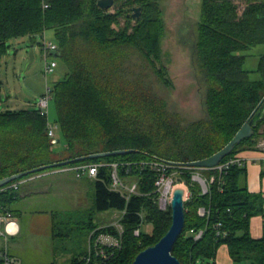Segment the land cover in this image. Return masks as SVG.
<instances>
[{
    "label": "trees",
    "instance_id": "obj_1",
    "mask_svg": "<svg viewBox=\"0 0 264 264\" xmlns=\"http://www.w3.org/2000/svg\"><path fill=\"white\" fill-rule=\"evenodd\" d=\"M98 1L0 0V55L8 52L13 38L29 36L35 42L36 36L44 39L45 32H52L58 48L49 56L57 57L67 71L52 89L66 142L63 151L69 154L64 159L52 158L58 141L48 136V117L40 110L0 111V180L90 155L129 152L47 168L13 181L0 188V215L7 211L16 214L12 205L20 200V186L4 191L11 185L29 182L28 178L47 170L102 165L92 181L95 199L89 221L78 213L55 211L52 239L59 247L75 238L72 246H76L78 237L87 242L91 236L96 241L109 234L121 239V247H97L93 241L89 262L85 251L74 255L70 264H133L141 251L166 235L172 222L171 208L162 211L156 203L157 173L143 168L142 163L164 160L188 166L211 157L264 105V53L255 71L245 68L246 52L264 48V0H203L192 54L204 78L209 121L194 125L193 143L187 150L169 142L172 131L165 128V120L150 98L143 100L138 79L126 84L122 75H117L123 58L138 55L168 83L165 68L159 67L165 30L160 0H117L121 6L114 13L100 9ZM133 7L143 10L137 23L129 15ZM39 46L43 51V43ZM253 72L260 77L252 79ZM263 141L264 117L254 135L236 145L221 164L258 149ZM115 163L125 184L137 183V193L129 195L111 188ZM194 170L208 181L213 176L215 180L203 194L200 184L192 181V169L179 176L190 197L185 205V229L173 254L182 264H216L219 249L225 245L233 264H264V238L255 239L250 232L252 218L264 215V195L249 190L245 165H231L222 174L213 169ZM202 208L209 212L205 217L199 214ZM108 211L121 215L122 234L112 224L94 221L93 215ZM62 216L64 220L58 221ZM145 223L152 226L150 233L142 232ZM137 229L139 236L135 235ZM199 231L204 235L197 240ZM0 264H4L2 257Z\"/></svg>",
    "mask_w": 264,
    "mask_h": 264
},
{
    "label": "rangeland",
    "instance_id": "obj_2",
    "mask_svg": "<svg viewBox=\"0 0 264 264\" xmlns=\"http://www.w3.org/2000/svg\"><path fill=\"white\" fill-rule=\"evenodd\" d=\"M159 2L165 29L159 67L165 68L168 83L155 74L148 60L138 55L123 58L117 75H122V81L126 84H132L135 78L138 79L137 86L144 96L143 100L150 98L151 104L158 109L159 116L165 120V128L172 131L169 142L187 150L193 143L194 125L209 121L204 78L192 54L197 23L195 13L198 12L186 8L182 0ZM45 36L55 43L51 31L45 32ZM42 38L36 36L35 42L29 36L13 38L9 42L8 52L0 55V111L39 110V101L46 94L47 88L66 75V68L55 56H49V60H55L57 67L53 73L45 74V58L39 46V43H43ZM30 50L34 53L32 63ZM260 52V46L246 52L247 70L255 71L258 68ZM259 77L256 72L251 73L252 79ZM48 121L54 128L57 126L54 139L58 142L53 145L56 154L52 158L64 159L69 154L63 151L66 142L59 125L54 99L49 104ZM46 172L49 170L28 178L29 182H20V200H15L12 205V209L16 211L15 220L21 229L18 236L10 238L11 243L16 244V248L21 252L16 255L17 264H70L74 255L85 251L89 253V258L86 257L88 263L92 242L98 243L99 238L103 237H98L95 241L91 236L85 242L82 236L76 240V246H72L75 241L73 238L56 247L52 239V213H78L82 220L88 222L94 206V184L90 180L86 181L87 188L81 194L80 189L72 183L54 184V179H45ZM45 182L51 184V192L45 193ZM31 192L37 194L29 195ZM189 196L188 192L186 201ZM92 217L96 223L105 225L117 224L121 219V215L116 211L102 212ZM62 220L64 216L58 218V221ZM151 229L152 226L145 223L141 230L145 234L150 233ZM219 257L223 258L222 251L219 252L218 259Z\"/></svg>",
    "mask_w": 264,
    "mask_h": 264
},
{
    "label": "built area",
    "instance_id": "obj_3",
    "mask_svg": "<svg viewBox=\"0 0 264 264\" xmlns=\"http://www.w3.org/2000/svg\"><path fill=\"white\" fill-rule=\"evenodd\" d=\"M47 7V5H45ZM111 13H114L115 9L108 10ZM57 44L49 41L46 36L44 35L43 39V53L45 58V74H51L54 72L55 68L57 67V62L55 60H49V55L57 50ZM53 86L47 88L46 94L40 99L39 101V110L42 115L48 117V109L49 104L52 99H54L53 94ZM47 110V111H46ZM57 128V126L55 127ZM55 128L48 122V136L51 139L55 138ZM238 164V165H245L244 159L240 157H236L231 159L230 161L220 164L215 168H210L213 170H218L220 174L224 173L226 169H228L231 165ZM102 165L98 164H84L75 167H68L61 169L64 172H73L75 173L77 178L88 177L89 179L95 180L98 176L99 168ZM127 167H131V164H127ZM143 168H151L157 173V178L155 180V193H157L156 203L159 206V209L162 211H166L171 208V202L173 199L174 191L178 188V186H184L186 191L184 200H187V194L189 192V188L184 181H179V176L184 174L186 171L192 169V181L197 182L200 184L203 194H207L210 189V184L213 183L215 180V176H213L209 181L197 170L193 171V167L190 166H181L171 162H167L164 160H154L150 162L142 163L141 165ZM113 173H112V184L111 188L115 191L120 193L126 194H135L137 193V183H133L131 185L125 184L118 174V164H112ZM200 169V168H199ZM20 184H14L5 189L4 191L15 188L17 189ZM190 193V192H189ZM190 197V196H189ZM128 198V196H127ZM209 212L206 209H200L199 214L203 217L208 215ZM115 226L120 234H122L123 228L120 224V221L116 224H112ZM20 225L15 220V216L10 211H7L5 214L0 215V237L4 238L8 241L12 237H16L20 234ZM135 235H140V229L135 231ZM204 235V231H199L195 235V239H200ZM99 237H103V239L99 238L98 243H95V246H107V247H114L119 248L122 245L121 239L116 238L109 234H104ZM101 240V241H100ZM103 254V251H102ZM2 258L4 259V264H15L12 259L7 255V253H1Z\"/></svg>",
    "mask_w": 264,
    "mask_h": 264
},
{
    "label": "water",
    "instance_id": "obj_4",
    "mask_svg": "<svg viewBox=\"0 0 264 264\" xmlns=\"http://www.w3.org/2000/svg\"><path fill=\"white\" fill-rule=\"evenodd\" d=\"M98 5L103 11L110 9H118L121 5L117 0H99ZM141 7H133L130 9L129 15H131L134 23H137L142 16ZM34 62L33 50H30V63ZM264 117V105L260 106L248 121L243 125L239 132L235 135L232 141L226 145L222 150L206 159L191 162L188 166L200 169H210L219 166L224 158L231 155L236 145L240 144L243 140L251 138L254 135V128ZM129 151H117L113 153H103L90 155L88 157H81L76 160H69L58 162L52 165L38 167L30 171L22 172L7 178L0 180V188L23 178L29 174L40 172L47 168H54L57 166H65L73 162H80L87 159L103 158L109 155H123ZM186 191L183 188H177L174 191L173 199L171 202L172 210V222L166 235L154 246L148 247L138 254L133 264H182L180 260L173 254V249L182 235L186 225V202L184 200Z\"/></svg>",
    "mask_w": 264,
    "mask_h": 264
},
{
    "label": "crops",
    "instance_id": "obj_5",
    "mask_svg": "<svg viewBox=\"0 0 264 264\" xmlns=\"http://www.w3.org/2000/svg\"><path fill=\"white\" fill-rule=\"evenodd\" d=\"M177 1V0H175ZM179 2V0H178ZM202 2L203 0H182V3L186 6V8L190 10H195L198 13L197 14V21H199L201 17V7H202ZM260 54L264 53V48L260 47ZM241 159H244L245 161V167L247 169V185L249 187V190L252 193H259L264 195V141L261 142L258 146V149L256 150H248L244 151L239 154ZM54 179L55 182L54 184L57 183H72L75 185L77 188L80 189L81 194L86 189V181L90 180L91 182L93 181L92 179H89L88 177H83V178H77L75 173L73 172H64L61 170H55V171H49L45 173V179ZM83 180V181H82ZM57 185V184H56ZM66 186V185H62ZM51 184L49 182H45V193L51 192ZM31 194H37V192H31ZM81 199H84V195L81 196ZM250 232L253 238L255 239H261L264 238V215L260 216H255L251 220V225H250ZM13 239V237H12ZM10 241H6L4 238L0 237V258L1 253L8 252L9 255H11L12 259L18 263V258L16 255L20 254V250L16 248V244L11 243ZM223 252V258L218 259L217 257V262L216 264H233V260L231 259L228 248L227 246H222L219 249V252ZM219 256V253H218ZM243 264H256L253 261H245Z\"/></svg>",
    "mask_w": 264,
    "mask_h": 264
},
{
    "label": "bare ground",
    "instance_id": "obj_6",
    "mask_svg": "<svg viewBox=\"0 0 264 264\" xmlns=\"http://www.w3.org/2000/svg\"><path fill=\"white\" fill-rule=\"evenodd\" d=\"M178 188H183L184 189V187L181 185V186H178Z\"/></svg>",
    "mask_w": 264,
    "mask_h": 264
}]
</instances>
